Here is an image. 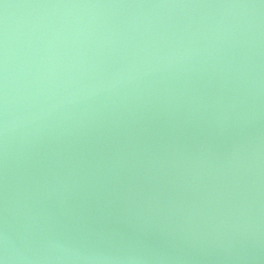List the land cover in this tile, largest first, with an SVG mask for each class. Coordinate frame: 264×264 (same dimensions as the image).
Here are the masks:
<instances>
[{"label": "water", "instance_id": "1", "mask_svg": "<svg viewBox=\"0 0 264 264\" xmlns=\"http://www.w3.org/2000/svg\"><path fill=\"white\" fill-rule=\"evenodd\" d=\"M0 264H264V0H0Z\"/></svg>", "mask_w": 264, "mask_h": 264}]
</instances>
